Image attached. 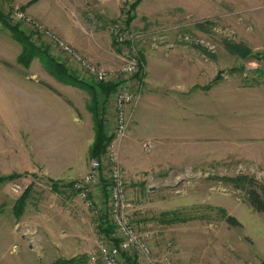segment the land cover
<instances>
[{
  "label": "rangeland",
  "instance_id": "obj_1",
  "mask_svg": "<svg viewBox=\"0 0 264 264\" xmlns=\"http://www.w3.org/2000/svg\"><path fill=\"white\" fill-rule=\"evenodd\" d=\"M42 6L50 17L61 18L62 27L83 30L104 51L114 49L120 66L123 47L111 27L124 21L132 32L143 34L137 45L145 70L133 83L141 90L135 106L140 105L135 116L131 107L134 119L125 136L113 139L107 148L106 167L111 152L127 176L131 219L138 230L152 236L156 258L163 264H264V213L250 203L251 186L236 187L227 180L248 176L264 184V0H0V112L9 120L6 125L0 122V178L18 176L0 182V214L5 220L11 204L24 194L14 193L16 183L29 188L34 207L55 183L63 187L35 166L58 154L61 146L49 135L28 129L23 110L32 103L25 100L24 91L41 92L39 86H44L53 92L59 82L71 84L74 93L68 92L72 99L66 97V103L80 114L86 108L92 112L89 87L97 90L101 84L71 64L36 26L64 38L28 10L43 12ZM17 36L25 38V46ZM51 58L80 81L58 78V70L44 63ZM177 84L192 87L181 90ZM111 96L102 116L108 136L116 119ZM135 118L139 127L130 137ZM87 122L81 129L64 130L67 144L72 137L76 147H86L94 135ZM92 158L90 152L89 166ZM69 188L74 193H65L58 203L65 202L73 216V204L80 201L85 236H66L68 241L59 245L65 238L62 229L75 233L56 224L53 230L59 236L45 235L46 225L23 219L13 226L24 235L20 243L3 221L0 264L18 263L22 250L32 252L34 264H101L90 261V254L103 237L104 183L99 192L94 189L93 206ZM228 217L237 223L231 224ZM123 258L126 264L142 263L138 253Z\"/></svg>",
  "mask_w": 264,
  "mask_h": 264
},
{
  "label": "crops",
  "instance_id": "obj_2",
  "mask_svg": "<svg viewBox=\"0 0 264 264\" xmlns=\"http://www.w3.org/2000/svg\"><path fill=\"white\" fill-rule=\"evenodd\" d=\"M116 6H120V1L116 2L115 7ZM39 9H33L30 7L28 8V10L35 17L58 32L93 62L102 64L109 69L119 68L120 59L118 55L115 54L116 52L114 51V49L113 51H104V47H99L98 44H95L93 41H91V38L87 36L86 32H82L83 30L73 31L69 30L66 27L64 28L60 24L61 18L58 20L54 19L53 16H51V18L47 14L48 11H46L43 6V12L39 11ZM58 16L61 15L59 14ZM46 86L50 87L48 85ZM176 86L179 89L181 88V90H188L192 87V85L190 86L185 84H177ZM39 87H42L43 91L40 92L38 88L34 89V91L32 92H28V90L24 91L25 100H29L32 104L26 102L27 105L23 110V113H25L26 116H23V120L25 124H28L26 125L28 129L37 130V132L40 133L42 137H47L49 135L52 143L61 146L58 154L52 156L49 160H47L46 163H43L41 165L35 164V166L38 167V170L41 169L43 175L49 177L52 180H55L56 182H62L63 187H59L58 185L56 187L53 186L51 189V193H46V196L43 198V200L40 201L39 205L35 207L30 200L31 196L28 195L21 212L17 211L18 209L16 205L20 197L17 198L16 201L11 204L10 216H7L8 220L1 218V216L3 215L0 214V222L4 221L7 226L10 225V228L8 229L9 232L14 235V237H16V239L20 243L24 241V235L20 234L17 229L14 230L13 226L15 224L18 225L20 222H22L21 220L23 219H25L26 223L39 222L43 225H46V229L44 231L45 235L49 234L52 236H59L55 235V232L53 230L55 228L53 226L56 224H58V226L62 228L66 226V228L68 227L75 234H70L68 230L64 231L62 229L63 232L60 236H64L65 238H60V240L58 239L59 245H62L63 243L68 241V238L66 236L84 235V232H81V219H83L81 217H83L82 209L84 210V207L81 206L82 204L80 203V201L78 202L79 205L73 204L74 209L72 208V212L75 210L77 211V213H73L72 216L68 213L70 207L68 206L64 208L63 205L65 202L61 203L60 205V203H58V200H61L60 198L63 197L65 193L70 196V193L73 192H70L69 187L71 186L68 185L69 183L82 178L89 172L90 166L87 160V155L92 151V147L96 140L95 119L90 109L86 108L79 114L78 111L75 110V107L67 105L66 99L68 97L69 99H72L70 98L71 96H69V93H74V91L72 92V89H74L73 85L59 82L58 88L56 90H53V92L51 88H46L44 86ZM16 88L18 90V86H16ZM54 91L58 94L56 95ZM63 93L65 96L63 95ZM139 105L140 102L134 108V116ZM1 113L3 112H0V122L5 123L6 121H9L6 120V116L2 115ZM11 119L12 124V122L15 120L13 118ZM86 122L90 124V129H93L92 132L94 134L93 136L88 137L86 144L84 143L86 147H76L72 137L71 139H67L70 140L71 145L67 144L68 142L66 143V140H64V135H66L64 130L68 127L70 128V126L78 128H80L81 126L84 127V124ZM11 124L9 125L10 129H15V127L13 128V125ZM138 127V121L136 119V125L133 129V134H131L130 137H132L134 133L137 132ZM79 134L82 135V133ZM68 137L70 138V135H68ZM83 138H85V136ZM128 139L130 140V138ZM129 145L130 144L127 143L128 147ZM98 187H100V185L95 186L94 188L95 190H97V192H99L98 190H100L98 189ZM94 194H96L95 191ZM67 204H69V202H67ZM0 205H3V202H1V200ZM30 249L31 251H33V248L31 246ZM1 253L2 252L0 251V254ZM31 253L32 252H26L22 250L21 255L19 256V262L16 264H34L33 260L30 259L34 257ZM12 264H14V261Z\"/></svg>",
  "mask_w": 264,
  "mask_h": 264
},
{
  "label": "built area",
  "instance_id": "obj_3",
  "mask_svg": "<svg viewBox=\"0 0 264 264\" xmlns=\"http://www.w3.org/2000/svg\"><path fill=\"white\" fill-rule=\"evenodd\" d=\"M36 26L63 51L64 55L72 62L71 64L85 70L97 82L112 83L114 78H116L115 90L111 94L116 119L115 126L109 133V137L112 139L111 142L115 138L124 137L134 119L131 107L135 106L141 97L139 86L134 87L133 83L134 76L136 74L143 75L145 70L137 45L142 40L143 34L132 32L124 21L111 27V33L118 44L123 47L122 64L117 70L112 71L94 63L64 38L39 24H36ZM107 155L108 153H105L101 157H93L90 161V169L87 175L80 180L74 181L73 184L74 190L80 194L89 206H93L92 195L95 186H99L102 183L106 184L107 208L104 221L107 226L114 228V232L111 235L103 233L97 249L90 254V261L101 264H126L123 258L124 254L138 253L142 259L140 264H163L155 256L150 233L138 230L131 219L127 176L122 165L114 154L110 152L111 165L106 167ZM27 189V186L24 187L18 183L13 187L14 193L19 195L23 194Z\"/></svg>",
  "mask_w": 264,
  "mask_h": 264
},
{
  "label": "trees",
  "instance_id": "obj_4",
  "mask_svg": "<svg viewBox=\"0 0 264 264\" xmlns=\"http://www.w3.org/2000/svg\"><path fill=\"white\" fill-rule=\"evenodd\" d=\"M0 18H1V13H0ZM18 34L22 35V32L19 31ZM17 37H18L17 39L20 42L24 43V46H25L26 45L25 38L21 36H17ZM20 60L24 62L27 61L23 57ZM44 63L47 64L50 69L56 68L58 71L55 70L54 73H57V75L59 76L58 78L62 80L68 79V80H71L73 83L79 80L67 70L66 66L63 63L59 61H55L51 58L49 59V62L46 60V62L44 61ZM89 88L91 89V92L93 94V103H92L93 107H91V110L92 112H94V119H95V126H96V140L92 147L91 156L101 157L103 154L106 153L107 148L112 140L108 136L107 132L105 131L104 121H103L102 116L104 113L103 111L105 107L107 106L108 98L115 90V85L111 83H101L98 85L97 90L96 88L94 90V87L92 86ZM17 177H18L17 175L2 177L0 178V182L7 181V180H14ZM227 180L231 183H234L236 187L246 188L247 186H251L252 188H250L248 191L250 203L258 212L264 213V184H258L257 182H255L254 179L248 176H239L235 178H229ZM73 184L74 182H71L68 185H70L73 188ZM57 185L58 184L55 183L54 186L56 187ZM104 186L106 189V184H104ZM28 189L24 192V194L17 201L16 207L18 209L17 211L19 212L22 211L25 201L27 199V196L29 195L28 193L30 190ZM228 221L231 224L237 223L235 218L233 217H228ZM101 227H102L101 228L102 233L111 235L114 232V228L111 226L110 227L107 226L104 220L101 224Z\"/></svg>",
  "mask_w": 264,
  "mask_h": 264
}]
</instances>
